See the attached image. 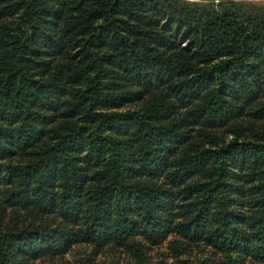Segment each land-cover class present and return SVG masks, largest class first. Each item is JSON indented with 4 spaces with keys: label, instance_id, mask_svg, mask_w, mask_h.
<instances>
[{
    "label": "trees",
    "instance_id": "1",
    "mask_svg": "<svg viewBox=\"0 0 264 264\" xmlns=\"http://www.w3.org/2000/svg\"><path fill=\"white\" fill-rule=\"evenodd\" d=\"M5 206L0 264L170 234L264 264V2L0 0Z\"/></svg>",
    "mask_w": 264,
    "mask_h": 264
},
{
    "label": "rangeland",
    "instance_id": "2",
    "mask_svg": "<svg viewBox=\"0 0 264 264\" xmlns=\"http://www.w3.org/2000/svg\"><path fill=\"white\" fill-rule=\"evenodd\" d=\"M191 1V0H190ZM264 2V0H246ZM222 134V133H221ZM27 224V214L23 210L11 207L0 208V227H21ZM134 242L140 241L143 249V264H178L180 260L188 264H218L220 255L201 243H190L173 234L167 235L155 245L147 246L140 237H134ZM87 259V264H136L135 259L123 247L112 245L93 248L88 244L77 243L60 255H45L31 259L26 264H78Z\"/></svg>",
    "mask_w": 264,
    "mask_h": 264
},
{
    "label": "water",
    "instance_id": "3",
    "mask_svg": "<svg viewBox=\"0 0 264 264\" xmlns=\"http://www.w3.org/2000/svg\"><path fill=\"white\" fill-rule=\"evenodd\" d=\"M191 1L217 3V2H225V1H230V0H191Z\"/></svg>",
    "mask_w": 264,
    "mask_h": 264
}]
</instances>
